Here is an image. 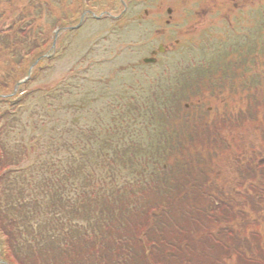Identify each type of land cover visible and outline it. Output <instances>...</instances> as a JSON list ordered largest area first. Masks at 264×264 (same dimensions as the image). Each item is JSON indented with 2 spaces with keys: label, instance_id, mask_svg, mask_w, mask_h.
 Wrapping results in <instances>:
<instances>
[{
  "label": "trees",
  "instance_id": "1",
  "mask_svg": "<svg viewBox=\"0 0 264 264\" xmlns=\"http://www.w3.org/2000/svg\"><path fill=\"white\" fill-rule=\"evenodd\" d=\"M2 3L14 10L8 14L0 10L3 24L8 22L5 16H12L13 19L7 28L2 32L0 30V56L11 63V66L1 63L0 95L11 92V87L25 73L27 57L35 55L45 44L36 40L27 41L32 36L28 33V26L34 21L30 16L25 22L27 14L24 13L29 9L27 0H0ZM15 4L20 6L16 7ZM5 35L7 39L3 40ZM242 52L239 51L238 55L241 56ZM250 56L254 59V74H243L247 81L245 84L228 88L230 99H234V94L239 107L235 113L230 111L235 119L226 110L222 112L219 127V121L212 124L213 120L193 117L188 114V109L174 115L157 112L155 120V114L144 116L149 124H143L136 132L133 128L132 133H128L134 134L130 138L136 136L140 141L133 139L128 143H108L99 150H86L91 151L93 156H88L86 160L82 157V161L76 165L79 167L75 177L78 183L72 187L73 202L75 200L72 206L62 205L61 210L56 207L49 215L44 214L37 220L30 202L17 203L23 201L24 187L16 190L13 184L0 185V194H6L3 200L15 209V212L5 215L0 208V235L3 237L0 239V260L3 263L0 264H41L39 253L40 258L35 259L38 251L34 253V240L38 237L52 238L58 226L50 228L51 235L39 236L28 227L40 223L56 225L55 222L60 221L59 216L63 218V212L69 208L74 210L70 220L84 224L92 231L94 245L99 249L97 264H164L165 256L174 254L179 257L178 253L185 259H176L180 264H264V250L248 256L238 252L233 246L237 234L235 227H232L233 221L245 213L247 203L252 211L260 210L263 206L264 131H260L259 144H255L260 149L253 154H247L239 140L234 143L236 137H230L231 140L227 141V136L221 132L228 126L230 135L234 136L237 130L248 131L257 122L260 125L262 121L257 118L259 115L264 118V69L258 63L256 49L250 50L243 56L245 60L242 57L241 60L250 62ZM225 83L222 85L224 88ZM251 86L254 87L253 94L256 92L254 107L248 104ZM237 88L240 91L236 93ZM21 103L18 95L0 96V122L11 123ZM225 105L231 108L230 104ZM220 111H216L215 115ZM172 123L176 136L167 137L166 126ZM154 132L159 136L155 142L151 137ZM148 135H151L147 139L148 145L142 148L140 145L144 144L142 141ZM173 143L179 148L175 154L172 151ZM255 146L249 145L250 148ZM109 147L112 150L106 151ZM189 148L194 151H187ZM77 152L85 154L81 149ZM0 156L1 162L4 153L0 152ZM227 162L237 174L234 180L228 181L223 171L222 167ZM37 168H42L40 159H37ZM121 180L122 183H119ZM31 186L35 187L34 184ZM13 192L18 196L15 197ZM236 194L241 195L239 200ZM13 199L17 205H13ZM60 200L61 197L51 204L57 205ZM234 204L241 205L235 208ZM127 207L134 211L124 212ZM16 226L18 231L13 232ZM23 234L30 235L31 239H23ZM66 237H70V229ZM19 243L20 246L26 244L30 251L21 253L20 246L17 248ZM193 246L197 251L191 250ZM61 249L66 253L65 248ZM230 251L238 255L233 261L232 258L228 259L232 255Z\"/></svg>",
  "mask_w": 264,
  "mask_h": 264
},
{
  "label": "rangeland",
  "instance_id": "2",
  "mask_svg": "<svg viewBox=\"0 0 264 264\" xmlns=\"http://www.w3.org/2000/svg\"><path fill=\"white\" fill-rule=\"evenodd\" d=\"M105 1L106 0H102L103 3ZM134 1L135 0H132V3ZM73 4H76V0H44V2L42 0H37L39 10L41 7L43 11H40L42 18L37 21L39 18V10L29 7V11L24 13L27 14L25 22L30 16L34 18V21L28 26V33L32 35V37L33 35L38 36L39 40H41V36H43L42 38L49 36L50 42H52L51 37H53V33L56 31L57 26L55 22L59 21L64 15H67L66 11L67 13L72 11L73 8L71 6ZM15 5L16 7L20 6L17 4ZM92 5L97 10L102 8L101 1H93ZM135 6V8H131V10H133L132 18L135 20L136 14H140V23L132 22L130 25L126 26L124 29L120 30L122 32L119 37H108L106 40L102 41V45L99 47L94 45L93 43H95V41H100L98 39L105 35V32L111 27V23H109L111 20H86L81 28L73 35L71 40L69 37L72 35H68L69 37H67L66 41H70L67 43L66 48L62 50L61 55L47 62V66H45L46 63L43 64L42 75L41 77L39 76L38 79L41 80V83H44L45 87L48 89L49 87H47V85L53 87V90L57 92L64 90L63 92L66 95L61 100V103H68L64 106L59 104L60 106L58 110H56V113L52 114V116L56 115L55 117H59L61 122L60 132L54 127L57 132L56 136L49 133V130H44V138L38 139L37 137L43 134V128L40 126V122L37 126H40L39 128L27 126L28 114L25 112L31 108V102L27 104V108L21 113L19 118L16 116L14 117L16 121L7 123L0 129V151L4 153V158L0 162V185L13 184L16 190H20V188L24 187L26 191L23 190L22 192V196L24 197L22 198L23 201H18L17 203L21 205L22 203L30 202V205H33V215L35 214L37 216V220L45 214V210L48 211V209L42 208L43 201L40 202L36 198L39 193L42 194L41 197L48 205H51L52 201L59 198L57 196L59 193L62 198L57 205H73L75 202V200L73 203L67 202L68 200L73 201V196L70 194L66 196V193L63 192L64 189L65 191H73L72 187H74V184L77 185L78 183L75 177L79 168L76 166V158L79 157V155L70 147V144H73L74 140L77 142L80 139H84L86 136L84 130L90 127L97 129L96 120L100 116L104 118L103 123H105L106 118L107 121L109 120V113L107 116L105 108L110 110L107 102L109 95H111L112 92H119L118 84L120 81L115 77L111 84H104L109 80L107 79L108 76L113 78V75H111L113 67L121 68L123 65L128 66L130 62L136 61L139 57L142 59L145 56H149L150 50L156 48L158 44L162 43L164 45H169L178 38L181 41L180 44L169 49L167 53L162 55L159 54V61L156 65L151 67H139V69H136L134 66L130 68L127 67L125 74L121 75V77L125 79L123 85H125L127 81H130L131 77H141L145 75L146 78L150 79L152 77L151 75L155 77L162 72H167L164 75L170 77L169 71H172L171 75H174L176 72L178 74L182 72L190 73L193 70L196 71V69L192 68L194 65L200 67L204 62H207V64L203 66V71L200 74L203 83L207 82L208 78L217 79L220 75L224 74L227 76L226 82L234 87L235 85L238 86L247 82L244 80L243 74H254L255 64L245 65L243 63H236L235 65H230L229 60L236 61L241 57L243 59L244 53L248 49H257V46L255 45L249 48L248 46H245V48L240 47L238 50L243 51L240 53L241 56H237V51L232 54V56L230 55V50L228 51L222 48L225 50L222 52L217 49L218 46H215V38L218 35L215 37L214 34L216 31L228 37L234 36L230 29L232 24L224 28V23L228 20L219 19V15L222 11L230 12V16L228 17H230L229 19L233 22L235 28L237 25H245L246 27L251 24H261L263 19H261L260 15L264 12V0H143L136 3ZM167 7L172 8V25L170 26H165L164 21L161 23L162 18L160 17L162 16L163 19L167 18V14L165 13ZM0 10H4L5 13L8 14L14 9L2 3L0 4ZM144 11H147V14H144ZM235 15L237 17H235ZM5 17L8 22L3 24L4 19L0 20L1 32L7 28L9 23L13 20L12 16ZM65 19L69 21L68 17H65ZM209 31H214L213 35H211L212 37L208 35L210 34ZM256 38L250 36L247 42H258L257 40L264 39V29L259 30ZM5 39H7L6 35L3 37V40ZM50 42L48 41V43ZM126 43H129V48L131 50L122 47V45ZM211 43L212 45H210ZM89 47L94 49L91 54L89 51L86 53L88 59H90L91 65L88 69H82L84 61L81 62L79 64L81 66L78 67V58L81 54L85 53ZM103 50H111V52L118 51L119 53L118 55L109 53L104 56L102 53ZM7 56H10V54ZM256 57L261 68L264 69V51L259 49ZM224 59L227 60V62ZM99 61H101L100 64H98ZM253 61L254 59L251 57L250 62L252 63ZM1 63L6 66H11L9 60L2 55L0 56V67ZM24 65H28L27 68H30L32 61H27ZM188 68H192L193 70ZM28 72L29 71H25L24 73L25 79L29 77L27 76ZM146 78H144V86L152 83ZM177 79L179 80L177 83L183 85V77H177ZM228 79H231V81ZM38 83L40 82H37V84ZM156 84L162 86V88L159 89L161 90L160 92L176 98L181 97V93L174 90L171 86L173 85L172 78L168 80V78L161 77ZM103 85H105V87L111 85L109 86V90H107L109 94L106 92V94H103L101 99H99L100 95L98 90L101 89ZM15 88L16 86L11 87V92ZM65 90H67V92H65ZM228 90L229 89L225 87V95L221 96L214 94L209 91L207 87H204V93L198 94L202 101L200 110L193 111L190 108L188 114H191L193 117L196 116L201 120H213L212 124L214 122L217 124L219 121L218 127L220 125L223 110H226L228 112L227 114L235 119L230 111L235 113L238 111L239 107L236 104V97L234 94V99H230ZM249 90L251 91V98L248 104L254 107L255 104L253 102L256 101V92L254 91L253 94L254 87L252 88V86ZM239 91L240 88H237L235 92L237 93ZM90 92H93V94H90L92 96L89 95ZM189 96V93L182 95V106H184ZM90 98H93L94 102H91ZM85 99L89 101L87 104H85ZM41 100H43V97L40 95V101ZM81 104L84 105V111L79 112L77 108L73 107L74 105L80 106ZM225 104H230L231 108H228ZM208 107L212 108L208 109ZM241 109L243 112L244 107L242 106ZM216 111H220L217 116L215 115ZM237 116H239V113H237ZM261 117L262 115L257 117L262 121L261 124L259 125L257 122V125L248 131L244 129L237 130L236 134L231 136L230 129L226 126L227 128L225 127L226 129H222L221 132H223L228 139L230 137H236L234 143L239 140L240 145L247 154H253L260 149L256 147L257 145L255 146V144H259L258 139L260 131H264V118ZM34 121H36V117ZM48 127H50V125ZM250 144L255 147L250 148ZM193 151L194 150L191 149V152ZM72 157L75 160L72 159ZM37 159H40L41 169L37 168ZM230 162H227L225 166L222 167L224 169L223 171L226 172L228 181L234 180L235 177L237 178V174H235L234 170L230 169L232 168ZM29 176L33 177L32 184H34L35 187L31 186L32 189L29 187V183L27 185V178ZM121 182L122 181H120V183ZM218 185L222 186L221 183ZM235 193H239V191H235ZM240 194H242V191H240ZM13 195H15V197L18 196L16 192H13ZM5 197L6 194L2 192L0 194L1 210L4 214L7 212H15L12 205L3 200ZM236 197L239 200L241 195L236 194ZM17 203L15 199H13V205H17ZM262 204L263 206L261 209L256 211H252L251 208H248V203L246 205L243 204L246 209L245 213L233 221L234 225L232 227H235L234 232L237 234V236L234 237L233 246L243 255L248 256L254 252H261L264 250V203ZM237 205L241 204H234L233 206L236 208L238 207ZM131 210H133V208L127 207V210L124 212L131 213ZM72 211V209H69L63 212L65 215L64 218H70L71 215H73ZM71 223L74 224L62 225L60 222L61 225L49 226V223H40L38 226L28 227V230L33 231L35 235L39 236L42 234L51 235L49 232L51 231L50 228L58 226L57 230L52 233V235H54L52 238L38 237V239L34 240V253L38 251L37 257L35 258L36 261L41 256V264H97L96 257L99 249L94 245L95 243L91 236L92 231L85 228L84 224L74 221ZM69 229L70 237H66V233ZM24 230H22V233ZM17 231L18 226L13 229V232ZM93 236L96 235L93 234ZM0 239H3L2 235H0ZM23 239H31V236L23 234ZM256 239L257 241H255ZM19 240L22 242L21 238H19ZM37 242L39 246H37ZM19 246L20 243L17 245V248ZM61 248H65L66 253H63V249ZM67 248H70V250ZM27 250L30 251V249L26 247V244L20 246L19 251L21 253H26ZM191 250L197 251L196 246L191 247ZM230 254L232 255L229 256L228 259L232 258V261L238 256L231 251ZM171 255L172 256L168 257L165 256L164 264H168V262L171 264H180V261L178 262L176 259L185 261L180 253H178L180 258L174 256V254ZM238 258L242 259L240 257ZM0 263L2 262L0 261Z\"/></svg>",
  "mask_w": 264,
  "mask_h": 264
}]
</instances>
